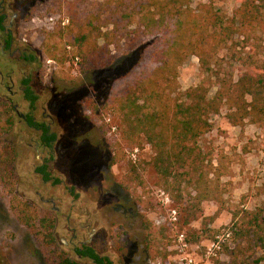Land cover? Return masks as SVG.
<instances>
[{"label":"rangeland","instance_id":"1","mask_svg":"<svg viewBox=\"0 0 264 264\" xmlns=\"http://www.w3.org/2000/svg\"><path fill=\"white\" fill-rule=\"evenodd\" d=\"M8 1L19 14L14 31L17 45L29 49L36 63L23 67L17 54L0 50V120L5 121V108L12 117L11 129L0 132V145L15 149V194L54 220L58 248L80 264H93L74 254L82 245L111 264H175L177 236L183 234L188 254L204 264H264L260 241H264V128L251 123L234 127L223 108L211 118V131L196 143L205 170L214 171L209 177L214 180L208 185L210 196L196 197L188 177L169 188L150 167L151 147L124 141L110 114L108 101L115 93V81L137 60L131 38L109 47L107 68L83 71L76 50L67 48L76 32L62 29L68 25L69 13L64 4L57 6L70 0H42L36 6L39 15L31 20H26L27 7L19 11L21 1ZM207 2L226 18L238 7V0H193L191 7ZM53 29L57 31L47 39ZM240 41L236 38L216 55L215 72L229 74L234 81L264 58V50L243 49ZM22 80L30 83L38 116L44 111L50 117L43 121L51 124L56 137L53 157L46 160L47 176L36 171L41 165L35 152L40 133L21 125L9 108L17 105L20 113H26L28 102L19 92ZM177 83L180 92L202 86L209 98L218 88L194 56L178 68ZM130 165L138 168V180L125 187ZM160 193L168 198L167 204H162ZM172 211L177 215L175 223L170 221ZM229 231L233 233L221 242L220 252L207 260L208 244ZM0 264H44L35 240L11 212L10 196L1 184Z\"/></svg>","mask_w":264,"mask_h":264},{"label":"trees","instance_id":"2","mask_svg":"<svg viewBox=\"0 0 264 264\" xmlns=\"http://www.w3.org/2000/svg\"><path fill=\"white\" fill-rule=\"evenodd\" d=\"M19 1L27 7L26 20L39 15L36 6L42 0ZM192 1L70 0L57 6L64 4L69 13L68 25L62 29L76 32L67 48L76 50L75 58L83 71L107 68L110 46L129 38L136 44V63L115 81V93L108 101L112 120L124 141L151 147L150 167L165 186L178 187L181 178L188 177L190 189L205 200L212 193L208 185L214 183L209 179L214 171L205 170L196 143L211 131V118L225 108L230 125L242 128L251 123L264 128V58L253 62L236 81L229 74L215 72L218 51L231 46L236 38L243 49L256 46L264 50V0H238V7L227 18L210 2L192 8ZM56 31L53 29L46 38ZM191 56L198 59L200 70L216 81L218 88L211 98L202 86L179 91L178 68ZM27 95L31 102L35 100L30 92ZM9 111L5 108V121L0 120L2 133L12 127ZM14 159V148L0 145V184L10 196L11 212L35 240L43 263L80 264L58 248L54 220L15 194ZM137 180L138 168L130 165L122 184L128 187ZM254 224L258 226L257 220ZM76 255L108 264L90 247L76 250Z\"/></svg>","mask_w":264,"mask_h":264},{"label":"flooded vegetation","instance_id":"3","mask_svg":"<svg viewBox=\"0 0 264 264\" xmlns=\"http://www.w3.org/2000/svg\"><path fill=\"white\" fill-rule=\"evenodd\" d=\"M19 2V0H18ZM21 5V2L19 3ZM23 6H19V9ZM19 11H23L20 9ZM21 15V14H20ZM19 14H17L13 9L12 5H10L8 0H0V50L1 54L4 49L7 51H11L10 55L17 54V60L23 61V67H26L27 63H33L35 58H31V51L22 45H17V39L15 38L14 31L16 29V25L18 23ZM33 61V62H32ZM36 63V61L34 62ZM33 63V64H34ZM26 80H22L24 83ZM22 83L23 87H19V92L24 99L28 102L26 107V113H20L17 105L9 106L12 112V116L18 117V121L21 125L25 126L27 129H30L34 132H39V138L35 141V152L37 154L36 158L40 162V167L36 169L39 171L40 176H45L46 174V165L48 162L46 160H50L53 157V145L55 143L56 137L53 132H51V124H46L44 121H50V117L45 114L44 111L40 113L38 116V110L36 109L35 100L31 102L30 96L27 95L30 92L32 95V91L30 89V83ZM44 120V121H43ZM15 150V149H14ZM40 153L43 154V157H40ZM99 157V155H98ZM97 157V158H98ZM51 162V161H50ZM56 185V184H55ZM53 204V202H50ZM55 212H57L54 209ZM84 247H90L86 245H82L79 248L74 249V254L76 255V250H82ZM93 249L92 247H90ZM94 250V249H93ZM99 255L97 252H95ZM100 256V255H99ZM78 259H83L76 255ZM101 258H105L108 264L109 259L104 256H100ZM91 261L93 264H96L93 260L89 258H84ZM83 259V260H84ZM105 264V263H102Z\"/></svg>","mask_w":264,"mask_h":264},{"label":"built area","instance_id":"4","mask_svg":"<svg viewBox=\"0 0 264 264\" xmlns=\"http://www.w3.org/2000/svg\"><path fill=\"white\" fill-rule=\"evenodd\" d=\"M52 20V19H50ZM62 25H64V23H62ZM160 196L163 197V193H160ZM164 200L162 199L161 202L162 204H167L168 202V198L167 197H163ZM176 216L175 212L172 211L171 212V219L170 221L172 222H176ZM228 238L229 237V233H225V234H221V235H216L215 238L213 239V241H211L208 246L206 247V252H205V258L208 260L210 258H214L216 256V254L218 252H220L221 250V242H223L224 238ZM177 242L178 245L175 248L176 251V261L175 264H204V262L202 260H198L196 259L192 254H188L189 251V246L186 243L185 239H184V235L183 234H179L177 236Z\"/></svg>","mask_w":264,"mask_h":264}]
</instances>
